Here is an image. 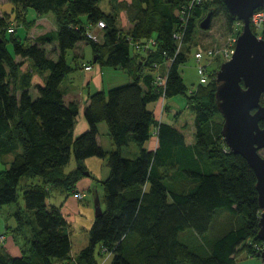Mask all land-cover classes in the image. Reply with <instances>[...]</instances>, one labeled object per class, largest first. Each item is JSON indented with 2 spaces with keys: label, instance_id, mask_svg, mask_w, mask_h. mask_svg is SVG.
Returning a JSON list of instances; mask_svg holds the SVG:
<instances>
[{
  "label": "trees",
  "instance_id": "trees-1",
  "mask_svg": "<svg viewBox=\"0 0 264 264\" xmlns=\"http://www.w3.org/2000/svg\"><path fill=\"white\" fill-rule=\"evenodd\" d=\"M10 1L17 11L21 7L17 18L23 24L29 25L25 14L32 7L39 14L53 11L58 28L36 40L15 35L8 39L6 34L16 31H9L10 21L0 13V156L13 155L0 170V205L16 201L19 180L27 174L70 189L79 176V170L63 172L72 152L79 162L97 155L108 158L110 173L103 181V211L95 216L89 244L75 258L77 264H99L95 258L98 244L109 251L110 264H237L236 253L242 245L249 254L259 256L254 245H263L264 240L258 237L262 209L257 176L242 155L230 150L221 132L223 120L215 118L222 116L216 102V72L222 61L210 66L209 81H200L196 88L187 87L179 70L192 46H197L192 44L194 33L209 10L213 9V18L225 15L230 30L237 21L240 33L241 21L231 17L224 0H205L196 6L182 39L174 36L183 29L177 11L188 0H131L125 4L133 22L129 29L120 25L118 13L100 6L102 0ZM101 20L105 22L102 43L88 36L90 26ZM151 39L149 49L137 47ZM53 41L57 58L44 46ZM80 41L92 46L91 64L122 68L131 81L108 92L91 93L84 109L89 127L76 135L80 105L65 101L62 82L75 69L67 61V52ZM78 58L74 55L76 65L81 66ZM25 59L43 76V83L35 85V97L31 73H20ZM158 73L166 76L165 85L157 83ZM180 93H187V105L195 114L193 142H187L184 131L174 123L159 120L149 107L162 96ZM261 101L264 104V95ZM102 121L116 149L106 150L99 141ZM261 123L264 126V120ZM154 131L156 146L149 148ZM131 142L137 144L139 153L125 156L123 147ZM49 194L42 186L24 188V200L37 227L22 254L0 248V264L74 261L69 224L60 209L48 203ZM218 208L235 214L237 226L211 234ZM184 233L192 234L197 242L184 239ZM35 255L40 261L34 260Z\"/></svg>",
  "mask_w": 264,
  "mask_h": 264
},
{
  "label": "rangeland",
  "instance_id": "rangeland-1",
  "mask_svg": "<svg viewBox=\"0 0 264 264\" xmlns=\"http://www.w3.org/2000/svg\"><path fill=\"white\" fill-rule=\"evenodd\" d=\"M128 1L131 0H102L99 4L107 12L118 13L120 25H122L125 29H129L133 26V22L130 19V12L125 5ZM16 8V5L10 0H0V13L7 15V18L10 21L9 27L14 26V31H16L15 34L7 33V38L9 39L11 36L15 35L21 37V39H24L25 37L26 39L32 40L38 39L42 28L39 26L37 19L42 14H39L34 8L29 7L25 14L27 20L30 21L27 26L25 25L26 23L23 24L22 19L17 18L18 11H22L21 7L19 6L18 11ZM23 15L22 18L24 17ZM44 17L46 19L44 18L42 21L46 24V26L49 28H52L53 26L57 27L53 11L48 12ZM97 26H90L89 29H91L93 33L98 34L99 42L102 43L104 40L103 27L101 28L98 26V29ZM239 27L240 24L236 21L232 30H230L227 27L226 16L221 14L216 18H213L212 26L209 29H202L199 27L196 29L192 44L204 48L207 47V49L213 48L215 50L212 59L215 64H210V66L214 67L219 60L223 62L231 56V54H225L224 49L227 48L229 52L234 49L235 43L233 40L238 36ZM83 45L86 49L85 60L88 59L92 61L94 53L91 44L84 41ZM196 47L192 46L190 52L188 53L187 60L180 65L179 69L188 88H196L200 83V74L197 67L198 61L195 57ZM8 48L13 51L11 43L8 44ZM46 49L48 50L50 56L57 58V56L53 53V48L51 46L46 47ZM16 57L18 61H21L20 56L17 55ZM66 57L68 63L75 69L65 77L62 87L71 84L74 89L77 88L80 92L84 91V95H86L87 88L84 85V71L90 70L85 69L84 66V71H82L81 68H76L73 49L68 50ZM22 63L24 64L23 66L25 71L31 73L32 77L35 75V78L39 77L40 79L41 74L34 67L31 60L25 59ZM89 63L91 62H88L87 64ZM77 66L79 67L78 63ZM22 67L20 66V72L24 71ZM103 67L105 70L104 82L106 92H108V90L112 87L126 84L131 81L130 76L124 69H114L109 66ZM37 93V89H32V95L34 97L37 96ZM187 93H180L167 98L161 97L159 100L151 102L149 107L155 111L159 120H170L184 131L187 142H193L195 137V114L192 107H188L187 105ZM165 105L168 106V109L165 108ZM215 118L217 120H223V116L219 114H216ZM98 130V138H100L99 141L102 143L104 148L106 150L116 149V145L109 135L108 126L105 121L98 124ZM156 141L157 133L154 131L151 139L147 142V146L150 147V145H154ZM138 153L139 147L135 142H131L129 145L123 147V154L125 156L133 157ZM261 154L264 155V149L261 150ZM12 158V154L0 156V170L6 168V166H8L7 163ZM75 170H79V176L75 179L73 186L70 189L48 184L39 175L27 174L21 177L17 186L18 196L16 201L0 205L1 249H5L14 255L22 254L23 250L28 249L27 246L30 245L28 240L34 236L37 224L33 212L26 206L23 191L24 188L29 186H42L50 192L48 203L58 207L69 224L68 229L72 241L70 258L74 260L71 264L78 263L75 258L79 254L80 250L89 244L90 230L96 216L94 191L97 190L103 206V181L109 175L110 167L108 165V158L94 155L79 162L76 159L74 152H72L70 161L63 167V172L65 174H69ZM216 215L217 219L211 226V234H221L231 228L230 226H237V218H235L236 215L232 214L227 209L218 208ZM217 229L218 231H216ZM188 231H192V229H186L185 232ZM190 235L192 234L184 233L182 236L184 239L197 242V239L193 235ZM255 244L257 246L259 243ZM256 246H254V248H256ZM245 247V245L244 247L242 245L236 253L237 264H264L260 255L253 256L249 254L246 249L247 247ZM30 254L33 256L31 251ZM35 257V261H40L39 256L35 255ZM95 258L98 260L99 264H110L112 256L105 247H102L101 249V245L98 244L95 248Z\"/></svg>",
  "mask_w": 264,
  "mask_h": 264
},
{
  "label": "water",
  "instance_id": "water-1",
  "mask_svg": "<svg viewBox=\"0 0 264 264\" xmlns=\"http://www.w3.org/2000/svg\"><path fill=\"white\" fill-rule=\"evenodd\" d=\"M233 19L241 21L231 56L220 64L216 72V102L223 116L222 135L235 154L242 155L254 169L258 201L262 209L258 237L264 240V37L251 26L254 11L264 6V0H224ZM213 9L200 21L202 29H209ZM96 59V58H95ZM95 213L102 211L97 190L94 191ZM264 263V247L260 252Z\"/></svg>",
  "mask_w": 264,
  "mask_h": 264
},
{
  "label": "crops",
  "instance_id": "crops-1",
  "mask_svg": "<svg viewBox=\"0 0 264 264\" xmlns=\"http://www.w3.org/2000/svg\"><path fill=\"white\" fill-rule=\"evenodd\" d=\"M128 2H130V1H128ZM46 14L47 13H43L37 19L39 26H41V28H42L41 30H43V31L40 30L39 35H42V34L47 33L49 31H55L58 28V27H54V26L52 28H49L48 26H46V24L42 21V20H44V18H45L44 16ZM55 21H56V19H55ZM97 28H98V26H97ZM97 36H98V34H97ZM98 38H99V36H98ZM83 43H84V41L78 42L77 45H76V47L73 49L74 55L77 56V57H79L78 59L80 61H82V65L79 66V67L76 65V68L77 69H80L81 68L82 71H84L83 70V64L85 62L86 63L91 62V60H88V59L85 60L86 49H85ZM55 45H56V42L55 41H53V42H46L44 44L45 47L51 46L52 48H54ZM15 59L17 60V57L16 56H15ZM92 61H94V57H93ZM23 65L24 64H22L21 67ZM22 68L24 69V66ZM24 71H25V69H24ZM84 72H85V82H84V85L87 88L86 95H84V93H85L84 91L83 92H80V91L77 90V88L74 89L71 84L70 85H66L65 87H62V89L64 91L65 101L67 103L70 102V101H77L79 103V105H80V112L78 114V117L76 119V124H75V134L76 135L79 134V133H81V132H83L84 130L88 129V127H89V123H88V121H87V119H86V117L84 115L85 106L89 103V100H90L89 99V95L91 93H93L95 91H99V90H105L106 91V89H105L106 86H105V82H104V72H105V70H104V67L103 66H101L99 63L96 62V63H93L92 69H90V71H84ZM20 80H21V78H19V81L17 80V84L20 83ZM42 83H43V76L41 75V77L39 79V77L38 78H35V75H34L32 77L31 92H32V89L33 90H36V88H35V85L36 84H42ZM165 121L172 123L170 120H165ZM155 146H156V142L154 143V145H152V146L150 145L149 148H155Z\"/></svg>",
  "mask_w": 264,
  "mask_h": 264
},
{
  "label": "built area",
  "instance_id": "built-area-1",
  "mask_svg": "<svg viewBox=\"0 0 264 264\" xmlns=\"http://www.w3.org/2000/svg\"><path fill=\"white\" fill-rule=\"evenodd\" d=\"M205 0H188L187 3L183 4L181 6V8L177 11L178 14L181 16V20H182V31H176L174 33V36L178 39H182L183 35H184V31L186 26L188 25V21L192 15V12L194 10V8L196 6H198L200 3H203ZM99 27H104L105 26V22L104 21H99V23L97 24ZM264 25V9L263 8H257L254 13L251 16V26L252 29L254 30V32L259 36V37H263L262 35V28ZM15 27L11 26L9 28V31H14ZM88 35L90 38L94 39V40H98V36L97 34L93 33V32H88ZM236 39L234 38V43H236ZM153 39H151L150 41H148L147 43H139L137 44L138 48H142L144 50L149 49V47L152 45ZM234 50V49H233ZM232 51H228L227 48L224 49L225 54L230 55L232 54ZM215 50L213 48L211 49H207L201 46H197L196 48V52H195V57L197 58L198 61V72L200 74V81L202 83H207L209 81V68H210V64L213 62V54H214ZM218 52V50H217ZM84 68L87 70L92 69V64L89 63H84L83 64ZM157 83L159 85H165L166 83V76L161 75L160 73L157 74ZM164 98V96H162ZM164 109V108H163ZM256 246V244L254 245ZM264 247V244H258L256 246V249L259 250V252H261L262 248Z\"/></svg>",
  "mask_w": 264,
  "mask_h": 264
}]
</instances>
